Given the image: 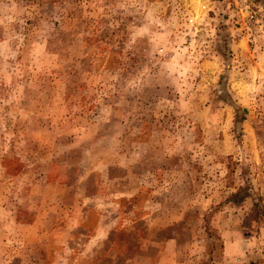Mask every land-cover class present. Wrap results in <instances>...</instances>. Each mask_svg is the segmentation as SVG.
<instances>
[{
    "label": "rangeland",
    "instance_id": "rangeland-1",
    "mask_svg": "<svg viewBox=\"0 0 264 264\" xmlns=\"http://www.w3.org/2000/svg\"><path fill=\"white\" fill-rule=\"evenodd\" d=\"M0 0V264H264V0Z\"/></svg>",
    "mask_w": 264,
    "mask_h": 264
},
{
    "label": "built area",
    "instance_id": "built-area-1",
    "mask_svg": "<svg viewBox=\"0 0 264 264\" xmlns=\"http://www.w3.org/2000/svg\"><path fill=\"white\" fill-rule=\"evenodd\" d=\"M230 12H233L234 23L239 24V21H242L240 17L241 12L243 11L244 17L247 22H257L259 19L256 18V11L252 10L246 0H232L230 3Z\"/></svg>",
    "mask_w": 264,
    "mask_h": 264
}]
</instances>
